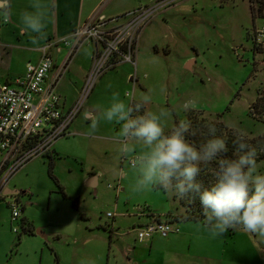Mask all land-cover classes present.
Here are the masks:
<instances>
[{
    "label": "rangeland",
    "instance_id": "rangeland-1",
    "mask_svg": "<svg viewBox=\"0 0 264 264\" xmlns=\"http://www.w3.org/2000/svg\"><path fill=\"white\" fill-rule=\"evenodd\" d=\"M106 3L124 10L119 22L153 8L136 65L98 77L70 134L11 176L23 192L0 200V264H264V202L207 210L264 183V158L246 152L264 153V142H246L264 132V112L252 109L264 87V0ZM93 50L71 56L59 94L78 98ZM6 200L20 207L17 232ZM156 220L179 230L139 241L135 228Z\"/></svg>",
    "mask_w": 264,
    "mask_h": 264
},
{
    "label": "built area",
    "instance_id": "built-area-1",
    "mask_svg": "<svg viewBox=\"0 0 264 264\" xmlns=\"http://www.w3.org/2000/svg\"><path fill=\"white\" fill-rule=\"evenodd\" d=\"M153 8L139 7L124 16L92 17L75 28L68 37L41 46L38 63L28 62L26 69L12 81L0 80V200L11 176L32 157L47 154L54 142L69 133V127L84 99L91 92L95 80L120 61L135 64L138 32L147 21ZM5 21L8 19L5 18ZM258 40L264 38V25L257 30ZM65 43L68 53L53 76L48 75L54 66L50 47ZM83 44L94 45L92 66L86 75L78 98L70 106H64L57 91L58 81L71 56ZM131 164L135 159L130 158ZM11 207L13 230L20 217L17 202L6 200ZM108 215H111L110 213ZM179 230L170 221L156 220L135 228L137 239L144 241L158 233L167 236Z\"/></svg>",
    "mask_w": 264,
    "mask_h": 264
},
{
    "label": "crops",
    "instance_id": "crops-1",
    "mask_svg": "<svg viewBox=\"0 0 264 264\" xmlns=\"http://www.w3.org/2000/svg\"><path fill=\"white\" fill-rule=\"evenodd\" d=\"M106 1L110 0H0V80L12 81L23 74L28 62L38 63L40 61L41 46L68 37L75 28L90 18L97 16L114 17L113 15L124 11L123 9L110 11L107 8ZM5 18H8V20L5 21ZM52 49H54L55 56L51 51ZM63 50L66 53L62 56V61L68 53V46L65 43H60L50 47L54 66L48 75V79L54 75L59 66L56 58ZM137 50L138 47L135 51L134 65H136ZM189 61L191 67L193 60L190 59ZM125 62L133 64L129 61H120L115 67ZM127 74L130 79L133 78V76H130L131 72ZM86 75L87 73H84L81 79L83 82L81 81L79 87L75 89V91L77 90L76 95L80 93ZM59 81L62 82L61 77ZM61 97L66 107L73 104L74 99H77L75 97L69 99L66 95H61ZM133 102L134 100L131 101V103ZM87 115L90 116V113H87ZM72 125L73 121L67 135L70 134ZM52 150H54V146H52ZM48 153H51V151ZM93 176L96 180V175H92L87 178V181ZM8 188L11 187L7 186L5 190ZM149 222L143 221L139 225ZM22 224H24L23 221Z\"/></svg>",
    "mask_w": 264,
    "mask_h": 264
},
{
    "label": "trees",
    "instance_id": "trees-1",
    "mask_svg": "<svg viewBox=\"0 0 264 264\" xmlns=\"http://www.w3.org/2000/svg\"><path fill=\"white\" fill-rule=\"evenodd\" d=\"M262 4V3H261ZM260 8V7H259ZM253 15H255V9L253 6H251ZM258 16H260V14H257ZM264 16V14H263ZM133 104V103H132ZM254 112H264V87L261 90V93L258 95V98L255 101V104L252 107ZM131 110L130 109V114H131ZM248 143V145L253 144L254 146H257L259 144H261L262 142H264V132L262 134L257 135L256 137L251 138L250 140L246 141ZM240 146V145H238ZM247 147V146H246ZM248 153V160L250 161H255L257 158H264V153L260 152L255 153L254 150L250 149L249 151H246ZM255 153V154H253ZM253 154V155H252ZM252 155V157H251ZM161 173L163 176H165L166 173L163 172V170H161ZM23 192L22 190H20V193ZM76 199L73 202L74 207H76V203H75ZM244 202H248L250 204V206L252 207H257L260 203L264 202V183H261L259 185V188L257 190H251V189H243L241 191H239L237 194H232V195H228L227 197H225L223 200L219 201L217 204H212L210 206L207 207L208 209H212L214 211H222L225 208H233L236 207L238 205L243 204ZM204 215V213L195 215H185L183 217V219H189V218H193V219H198V218H202ZM24 223V221H23ZM24 225V224H23ZM25 227V226H24Z\"/></svg>",
    "mask_w": 264,
    "mask_h": 264
},
{
    "label": "water",
    "instance_id": "water-1",
    "mask_svg": "<svg viewBox=\"0 0 264 264\" xmlns=\"http://www.w3.org/2000/svg\"><path fill=\"white\" fill-rule=\"evenodd\" d=\"M186 65L189 67L190 61ZM209 151H214V148L211 147L209 149ZM95 183H96L95 176L91 177L89 179V181H87V184H89V185H94ZM19 192H20V189H18V188H14V189L8 188L7 190H5L6 194H15V193H19ZM37 233L42 234V232L40 230H37Z\"/></svg>",
    "mask_w": 264,
    "mask_h": 264
}]
</instances>
